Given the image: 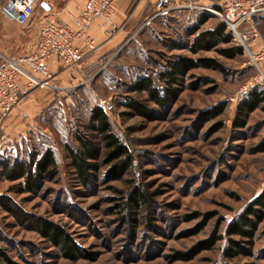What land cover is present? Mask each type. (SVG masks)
I'll return each instance as SVG.
<instances>
[{
  "label": "rangeland",
  "instance_id": "374dc122",
  "mask_svg": "<svg viewBox=\"0 0 264 264\" xmlns=\"http://www.w3.org/2000/svg\"><path fill=\"white\" fill-rule=\"evenodd\" d=\"M137 2L132 0L121 18L124 31L117 41H123L97 66L79 77L57 75L58 90H36L0 127V163L27 161L32 153L49 147L58 159L57 174L46 179L39 192H19L20 180L10 181L0 173V196L10 197L13 209L23 213L17 216L0 204V248L11 261L0 258V264L221 263L226 240L188 261L174 256L189 252L216 230L223 232L264 192V151L255 152L264 143V110L252 112L245 127L234 126L238 104L253 89L246 85L259 75L257 67L243 47V54L235 58L220 54L219 49L240 46L233 40L209 50L190 49L197 36L192 28L198 25L200 33L222 23L215 14L197 11L146 24L153 3L148 0L134 12ZM203 17L206 21L200 24ZM37 22L35 17L19 26L0 12V62L1 54L28 51L38 35ZM258 28L260 38L255 42L264 47L263 19ZM179 56L216 59L227 75L194 68L180 77L163 106L128 91L132 78L150 74L156 79ZM256 87L264 88V83ZM127 95L146 101L152 108L149 116L124 106ZM104 102L112 106L105 110L113 131L133 153L134 164L121 178L111 179V164L101 144L92 176L82 184L65 145L76 143L74 133L85 131L91 107ZM221 104L226 106L222 115L198 123L201 112ZM136 189L148 200L130 209V195ZM130 216L136 222L129 221ZM40 219L63 226L84 256L75 260L63 256L39 233ZM241 261L264 264V220L253 257Z\"/></svg>",
  "mask_w": 264,
  "mask_h": 264
},
{
  "label": "trees",
  "instance_id": "16d2710c",
  "mask_svg": "<svg viewBox=\"0 0 264 264\" xmlns=\"http://www.w3.org/2000/svg\"><path fill=\"white\" fill-rule=\"evenodd\" d=\"M205 21L206 17H203L200 24ZM198 31V25L191 29V33L197 34L192 40V44H190V49L193 52L212 49L219 43L230 44L233 40L231 33L226 29L223 22L216 25L214 29L197 33ZM219 52L227 58H235L243 54V49L241 46L235 45L219 49ZM194 68L215 70L227 75L224 65L216 59L206 57L191 59L179 56L166 64L165 68L158 73L156 79L150 74L132 78V84L129 86L128 91L140 96L144 94L147 97V101L151 100L156 105L163 106L173 96L180 77L186 75ZM122 104L133 109L136 114L141 116H149L152 111L146 101L130 95L125 97V101ZM225 108L226 106L221 104L201 112L198 123L206 122L222 115ZM259 108L264 110V88L254 87L238 104L234 126L245 127L250 114ZM74 138L76 143H66L65 151L76 178L82 184H86L92 176L94 160L100 154L101 144L105 149L106 162L111 164L109 173L111 179L121 178L134 164L133 153L113 131L110 116L103 105L98 104L91 107L85 131H76ZM257 151H264V143L255 149V152ZM0 165V173L3 177L10 181L20 180L18 182L19 192H39L44 186V181L57 174L58 159L55 150L49 147L41 153H32L27 161H1ZM147 200V194L136 189L130 195V209L138 208L140 203H146ZM0 204L17 216L23 214L20 210L13 209L15 204L8 196H0ZM132 214L134 215L135 212L131 211ZM123 219L127 218L124 217ZM128 219L136 222L135 216H130ZM263 220L264 192L230 220L223 232L218 233L217 230L212 232L208 238L201 240L189 252H177L174 259L191 260L200 252L213 250L219 242L226 240L222 253L223 260L221 263L216 264H252L241 260L253 257L257 230ZM38 231L42 237L57 246L66 258L75 260L84 256L83 249L78 247L63 226L47 219H40ZM0 258L11 262L3 248H0Z\"/></svg>",
  "mask_w": 264,
  "mask_h": 264
},
{
  "label": "built area",
  "instance_id": "2783aa9c",
  "mask_svg": "<svg viewBox=\"0 0 264 264\" xmlns=\"http://www.w3.org/2000/svg\"><path fill=\"white\" fill-rule=\"evenodd\" d=\"M120 0H86L84 8L70 21L59 19L54 13H36V0H0V12L19 26H25L37 17L38 40L28 52L7 56L1 54L0 62V127L6 123L14 109L29 95L39 89L58 90L57 74L51 70L53 59L67 69H79L86 57L97 51L99 45L89 29L95 21L104 20L108 40L119 28L115 22ZM148 0H138L135 10ZM150 0L153 11L146 24L168 17H181L197 11L212 12L218 16L231 33L233 41L243 47L259 71L254 81L246 87L254 88L264 83V47L253 48L260 38L259 22L264 18V0ZM207 4V5H206ZM217 4V5H216ZM86 47V49H84ZM107 111L112 106L104 102Z\"/></svg>",
  "mask_w": 264,
  "mask_h": 264
},
{
  "label": "crops",
  "instance_id": "0c3cea01",
  "mask_svg": "<svg viewBox=\"0 0 264 264\" xmlns=\"http://www.w3.org/2000/svg\"><path fill=\"white\" fill-rule=\"evenodd\" d=\"M86 0H36L35 11L36 13H41L44 11H49L54 13L59 19L64 21H70L73 15H78L81 10L84 8ZM132 0H120L117 7V12L115 15V22L117 27L120 29L117 34L110 40H108L106 29L107 26L104 20L99 19L94 22V24L90 27L89 33L96 40V43L99 45V48L96 52L88 55L84 60V63L79 69H67L61 66V64L57 61V59H53L50 63L51 70L54 71L58 75V79H62L65 76H76L79 77L80 73L84 74L86 71L91 70L95 66L99 64L102 58H104L108 52L115 49L120 43L123 41H117L120 36L123 35L122 29V17H124V11L128 9ZM145 4H142L138 7L141 8ZM137 9V10H138ZM3 17L8 19L5 15L2 14ZM10 20V19H9ZM16 24V23H15ZM127 33V32H126ZM128 34V33H127ZM115 38V39H114ZM38 40V35H36V39L32 46L28 49L30 51L36 44ZM253 48L255 50L261 49V45H258L256 42L253 44ZM86 49V47L84 48ZM27 51V52H28ZM26 53V52H24ZM23 54V53H22ZM7 56H17L20 54H6ZM35 100V99H34ZM24 101V100H23ZM22 101V102H23ZM21 102V103H22ZM37 106L39 103L34 101ZM10 119V118H9ZM8 119V121H9ZM7 121V123H8ZM6 123V124H7Z\"/></svg>",
  "mask_w": 264,
  "mask_h": 264
},
{
  "label": "bare ground",
  "instance_id": "6f19581e",
  "mask_svg": "<svg viewBox=\"0 0 264 264\" xmlns=\"http://www.w3.org/2000/svg\"><path fill=\"white\" fill-rule=\"evenodd\" d=\"M210 14L212 13V12H209Z\"/></svg>",
  "mask_w": 264,
  "mask_h": 264
}]
</instances>
